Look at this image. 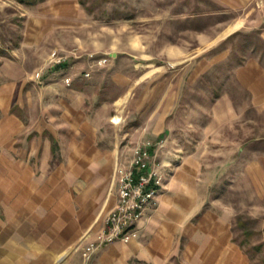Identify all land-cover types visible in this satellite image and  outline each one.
Masks as SVG:
<instances>
[{
  "label": "rangeland",
  "instance_id": "rangeland-1",
  "mask_svg": "<svg viewBox=\"0 0 264 264\" xmlns=\"http://www.w3.org/2000/svg\"><path fill=\"white\" fill-rule=\"evenodd\" d=\"M31 1L0 0V169L29 149L23 125L39 119L44 78L72 66L84 104L106 105L109 134L122 136L96 145L127 148L130 164L136 147L151 146L134 137L162 124L173 162L190 160L200 196L229 226L221 264H264L263 88L247 69L264 65V0ZM11 60L14 79L2 70ZM204 257L191 264H214Z\"/></svg>",
  "mask_w": 264,
  "mask_h": 264
},
{
  "label": "crops",
  "instance_id": "crops-1",
  "mask_svg": "<svg viewBox=\"0 0 264 264\" xmlns=\"http://www.w3.org/2000/svg\"><path fill=\"white\" fill-rule=\"evenodd\" d=\"M11 62H3L2 70L14 79ZM68 69L63 76L73 80L70 85L63 76L44 78L39 119L23 125L29 149H22L14 166L0 169V264H79L80 248L98 239L115 204V169L129 164L127 148L96 145L122 136L109 134L115 124L107 120L106 105L84 104V94L73 84L76 73ZM247 69L260 73L264 100V65L260 69L249 60ZM162 126L154 127L153 138L134 137L136 143L151 141L149 150L161 163L163 182L155 204L137 222L136 237L98 248L90 264H191L192 256L200 261L205 255V263L221 264L232 249L229 226L206 200L208 187L202 185L200 196L190 160L173 162L172 137H161Z\"/></svg>",
  "mask_w": 264,
  "mask_h": 264
},
{
  "label": "built area",
  "instance_id": "built-area-1",
  "mask_svg": "<svg viewBox=\"0 0 264 264\" xmlns=\"http://www.w3.org/2000/svg\"><path fill=\"white\" fill-rule=\"evenodd\" d=\"M63 59L56 50L50 54V60L54 63H60ZM106 62L105 57L96 60L99 66ZM41 76V71H38L34 78L39 80ZM64 82L69 84V77H64ZM149 148L136 147L129 166L116 167L115 204L104 216V225L98 239L80 248L79 264H90L93 254L102 246L116 240L127 242L137 236V222L144 211L155 204L163 182L161 163L157 161V154L150 152Z\"/></svg>",
  "mask_w": 264,
  "mask_h": 264
},
{
  "label": "trees",
  "instance_id": "trees-1",
  "mask_svg": "<svg viewBox=\"0 0 264 264\" xmlns=\"http://www.w3.org/2000/svg\"><path fill=\"white\" fill-rule=\"evenodd\" d=\"M20 1H23V0H20ZM38 1H42V0H32L31 3L38 2Z\"/></svg>",
  "mask_w": 264,
  "mask_h": 264
},
{
  "label": "bare ground",
  "instance_id": "bare-ground-1",
  "mask_svg": "<svg viewBox=\"0 0 264 264\" xmlns=\"http://www.w3.org/2000/svg\"><path fill=\"white\" fill-rule=\"evenodd\" d=\"M231 30V29H230ZM233 30V29H232ZM115 121H118V119L117 118H115Z\"/></svg>",
  "mask_w": 264,
  "mask_h": 264
}]
</instances>
